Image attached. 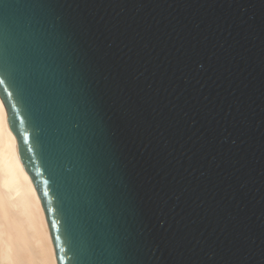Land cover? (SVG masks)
<instances>
[{"label":"water","instance_id":"water-1","mask_svg":"<svg viewBox=\"0 0 264 264\" xmlns=\"http://www.w3.org/2000/svg\"><path fill=\"white\" fill-rule=\"evenodd\" d=\"M14 2L0 0V13ZM63 2L111 42L112 70L147 124L128 146L161 196L144 220L161 258L147 264H175L166 242L177 233L186 264H264V0ZM7 121L57 264H82L68 242L62 170L42 159L31 121L10 108Z\"/></svg>","mask_w":264,"mask_h":264},{"label":"snow or ice","instance_id":"snow-or-ice-1","mask_svg":"<svg viewBox=\"0 0 264 264\" xmlns=\"http://www.w3.org/2000/svg\"><path fill=\"white\" fill-rule=\"evenodd\" d=\"M10 7L0 13V121L9 108L21 124L31 121L42 159L62 170L74 256L82 264L161 258L144 223L161 196L128 147L147 124L112 70L111 42L102 44L79 4L15 0ZM183 239L177 233L166 242L175 264H186Z\"/></svg>","mask_w":264,"mask_h":264},{"label":"bare ground","instance_id":"bare-ground-1","mask_svg":"<svg viewBox=\"0 0 264 264\" xmlns=\"http://www.w3.org/2000/svg\"><path fill=\"white\" fill-rule=\"evenodd\" d=\"M0 264H57L41 201L8 121H0Z\"/></svg>","mask_w":264,"mask_h":264}]
</instances>
